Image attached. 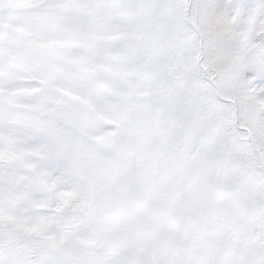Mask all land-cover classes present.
I'll list each match as a JSON object with an SVG mask.
<instances>
[{
  "label": "snow or ice",
  "instance_id": "snow-or-ice-1",
  "mask_svg": "<svg viewBox=\"0 0 264 264\" xmlns=\"http://www.w3.org/2000/svg\"><path fill=\"white\" fill-rule=\"evenodd\" d=\"M0 264H264V0H0Z\"/></svg>",
  "mask_w": 264,
  "mask_h": 264
}]
</instances>
